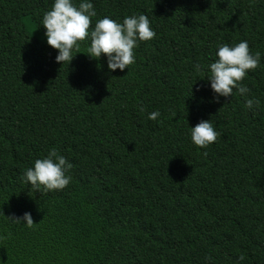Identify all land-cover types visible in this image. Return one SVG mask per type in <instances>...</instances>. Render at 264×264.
<instances>
[{
    "label": "trees",
    "instance_id": "1",
    "mask_svg": "<svg viewBox=\"0 0 264 264\" xmlns=\"http://www.w3.org/2000/svg\"><path fill=\"white\" fill-rule=\"evenodd\" d=\"M52 2L0 0V264H264V0H91L90 28L150 21L124 72L87 42L55 63L39 31ZM241 40L261 53L242 81L253 110L206 80L217 45ZM200 120L218 132L206 149ZM52 149L70 183L34 192L23 173ZM24 212L31 228L7 218Z\"/></svg>",
    "mask_w": 264,
    "mask_h": 264
},
{
    "label": "clouds",
    "instance_id": "2",
    "mask_svg": "<svg viewBox=\"0 0 264 264\" xmlns=\"http://www.w3.org/2000/svg\"><path fill=\"white\" fill-rule=\"evenodd\" d=\"M96 15L91 0H79L78 5L76 0H53L51 8L43 13L40 25L45 29L47 45L56 50L54 62L69 65L73 53H81V44L87 42L85 54L92 59H99L103 54L109 72L128 70L135 63L134 49L155 36L148 17L145 14H132L125 16L122 22H117L105 16L97 19L90 28L91 18ZM215 57L207 65L206 78L214 94L213 99L219 102L222 97H232L235 90L244 98L245 109L259 108L258 99L247 98L250 89L242 81L259 66L261 53H251L248 42L241 40L233 45H217ZM195 70L200 72V66L195 65ZM139 111H144L143 106L139 107ZM158 116V111L148 113L150 120ZM189 135L193 145L206 149L216 141L218 132L211 120H200L190 127ZM71 167L63 155L52 149L47 155L33 161L32 166L24 171L22 182L30 185L34 192L61 191L70 183L71 177L67 173ZM7 218L15 223L22 222L28 228L34 224L29 212H24L21 217Z\"/></svg>",
    "mask_w": 264,
    "mask_h": 264
},
{
    "label": "rangeland",
    "instance_id": "3",
    "mask_svg": "<svg viewBox=\"0 0 264 264\" xmlns=\"http://www.w3.org/2000/svg\"><path fill=\"white\" fill-rule=\"evenodd\" d=\"M27 27H28V29H29V31H30V33L31 34H35L36 33V31H35V29H34V26L33 25H31V23L30 22H27ZM39 31H40V33H42V35L44 36V32H42L40 29H39ZM36 35V34H35ZM45 37V36H44ZM38 38V37H37ZM40 39V38H39ZM44 40V39H43ZM44 42H46V39L44 40Z\"/></svg>",
    "mask_w": 264,
    "mask_h": 264
}]
</instances>
